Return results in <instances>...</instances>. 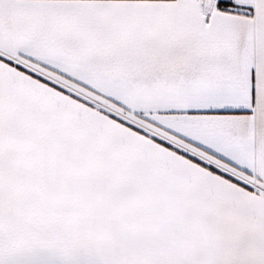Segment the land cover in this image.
<instances>
[{
  "label": "snow or ice",
  "instance_id": "6c2138e0",
  "mask_svg": "<svg viewBox=\"0 0 264 264\" xmlns=\"http://www.w3.org/2000/svg\"><path fill=\"white\" fill-rule=\"evenodd\" d=\"M0 264H264V0H0Z\"/></svg>",
  "mask_w": 264,
  "mask_h": 264
}]
</instances>
